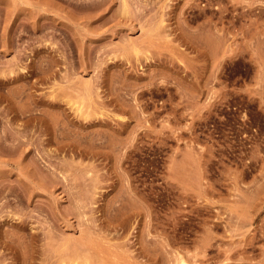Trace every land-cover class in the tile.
<instances>
[{
    "label": "rangeland",
    "instance_id": "obj_1",
    "mask_svg": "<svg viewBox=\"0 0 264 264\" xmlns=\"http://www.w3.org/2000/svg\"><path fill=\"white\" fill-rule=\"evenodd\" d=\"M0 264H264V0H0Z\"/></svg>",
    "mask_w": 264,
    "mask_h": 264
}]
</instances>
